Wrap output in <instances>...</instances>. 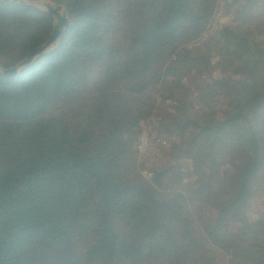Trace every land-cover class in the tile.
Listing matches in <instances>:
<instances>
[{"label":"trees","instance_id":"obj_1","mask_svg":"<svg viewBox=\"0 0 264 264\" xmlns=\"http://www.w3.org/2000/svg\"><path fill=\"white\" fill-rule=\"evenodd\" d=\"M52 1L70 28L0 75V264H264V225L243 219L264 193V0H225L213 34L217 0ZM51 23L0 2V67ZM150 118L165 160L139 165L147 180ZM236 223L244 238L221 227Z\"/></svg>","mask_w":264,"mask_h":264},{"label":"rangeland","instance_id":"obj_2","mask_svg":"<svg viewBox=\"0 0 264 264\" xmlns=\"http://www.w3.org/2000/svg\"><path fill=\"white\" fill-rule=\"evenodd\" d=\"M225 0H217L216 3V14L215 21L208 26V32L213 34L214 31L218 30L220 25H224L230 22V15L226 13L224 9ZM210 35V34H209ZM191 77L194 75L191 74ZM155 119L150 118L147 122L143 123L141 126V135L137 139L138 146V156H137V168L140 175H142L145 179H149V176L143 171V167H139L141 163H145L146 165L153 164L158 165L160 162H164L165 158L162 152L155 148V137H154V123ZM141 138H145V141H141ZM244 154L241 152H236L234 158H230V156L220 155L218 156V161L223 164L230 166H239L241 161L243 160ZM151 162V163H149ZM149 163V164H147ZM229 179L226 177H221L218 183V190L221 191L222 194L230 196L235 193L236 187L231 184L228 185ZM228 186V187H227ZM245 224L250 230H254L258 225H264V193L255 201L251 202L246 208L243 209ZM203 218L206 226H213L215 215L213 211H206L203 214ZM222 229H226V231L232 235L236 239L244 238V230L242 229V224H222ZM264 249V242H263ZM245 258H249L248 254H244Z\"/></svg>","mask_w":264,"mask_h":264},{"label":"water","instance_id":"obj_3","mask_svg":"<svg viewBox=\"0 0 264 264\" xmlns=\"http://www.w3.org/2000/svg\"><path fill=\"white\" fill-rule=\"evenodd\" d=\"M0 2L7 4L18 3L32 7L45 12L52 19L50 33L43 44L28 51L24 58L15 65L9 68L0 67V75L3 78L10 79L16 77L23 67L31 64L34 58L54 49L63 32L69 29L71 25L64 6L52 0H0Z\"/></svg>","mask_w":264,"mask_h":264},{"label":"built area","instance_id":"obj_4","mask_svg":"<svg viewBox=\"0 0 264 264\" xmlns=\"http://www.w3.org/2000/svg\"><path fill=\"white\" fill-rule=\"evenodd\" d=\"M141 141H145V138H141Z\"/></svg>","mask_w":264,"mask_h":264}]
</instances>
